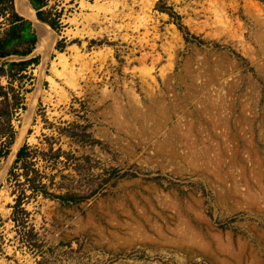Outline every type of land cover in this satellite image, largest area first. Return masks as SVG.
Returning a JSON list of instances; mask_svg holds the SVG:
<instances>
[{"label":"rangeland","instance_id":"1","mask_svg":"<svg viewBox=\"0 0 264 264\" xmlns=\"http://www.w3.org/2000/svg\"><path fill=\"white\" fill-rule=\"evenodd\" d=\"M157 3L47 0L59 26L45 59L35 46L24 75L0 76L19 101L0 158V264L39 259L10 219L20 135L15 151L49 142L76 156L38 161L53 191H95L24 203L54 264H264V1L163 0L179 18Z\"/></svg>","mask_w":264,"mask_h":264},{"label":"trees","instance_id":"2","mask_svg":"<svg viewBox=\"0 0 264 264\" xmlns=\"http://www.w3.org/2000/svg\"><path fill=\"white\" fill-rule=\"evenodd\" d=\"M28 2L34 9L38 21H42L41 23L50 29L58 28V16H50V11L45 9L47 0H28ZM156 7L167 12L171 18H179V15L165 5L163 0H158ZM0 20V58L20 57V60H5L0 65V76L5 75L12 79L18 74V77L24 75L20 74L22 70L31 63L36 64L38 62V56L21 59L32 53L37 37L31 21L26 18L20 6V0H0ZM176 26L182 32L185 40L203 42L197 36L190 34L181 22L176 21ZM64 45L63 40H59L56 42L55 48L61 51ZM9 89L13 91L12 87ZM10 91L0 84V158L9 152V146L14 138L11 119L14 109L19 106V101L10 102ZM13 96L15 97L14 94ZM46 139L52 140V137H46ZM91 141L97 142L96 139H91ZM60 154L66 155V158L76 159V156L70 151L64 152L60 147L54 150L52 143L49 142L46 150L24 143L16 151L15 158L7 171V182L10 183L11 195L14 196L13 203L9 204L11 208L10 219L14 223L18 242L34 256H39V259L36 258L35 260L36 264H54L53 260L49 259V254L55 250V247L47 245L34 230L24 203L30 197L40 194L43 197L59 200L61 203L71 204L80 202L95 193L93 190L84 195L68 188L61 192L52 190V187L60 188L61 186L54 182V174L45 173L37 164L38 161L42 160L44 166L54 167L61 161ZM87 158L88 156L84 157V159ZM79 165L80 162H72V167L78 172ZM129 174L134 175L128 172L121 173L120 169L115 167L111 168L110 171V176L116 178ZM159 178V176L154 177V179ZM26 189H29L30 192L27 193Z\"/></svg>","mask_w":264,"mask_h":264},{"label":"bare ground","instance_id":"3","mask_svg":"<svg viewBox=\"0 0 264 264\" xmlns=\"http://www.w3.org/2000/svg\"><path fill=\"white\" fill-rule=\"evenodd\" d=\"M24 11L26 12L27 17L30 18V20L32 21V26L34 28V31L36 33V37H37V41H36V48H38V50H42L43 51V60L46 57V52L47 49L51 47L52 42H53V33L51 32L50 29H48V27H46L44 24H42L40 21H38V19L36 18L34 9L32 8V6L29 4V2L27 0H20ZM46 50V51H45ZM38 94V92H35L32 94L30 101H29V106L32 108L35 104V99H36V95ZM21 135L15 140V143L13 144V152L15 151V149L18 147L19 141H20ZM11 153V155H13L14 153ZM12 157V156H10ZM4 168V167H3Z\"/></svg>","mask_w":264,"mask_h":264},{"label":"crops","instance_id":"4","mask_svg":"<svg viewBox=\"0 0 264 264\" xmlns=\"http://www.w3.org/2000/svg\"><path fill=\"white\" fill-rule=\"evenodd\" d=\"M28 1V0H27ZM30 4V3H29ZM20 6H21V8L23 9V6H22V4H21V2H20ZM23 11H24V9H23ZM24 13H25V16H26V18L27 19H29L30 20V18L29 17H27V15H26V12L24 11ZM37 18V17H36ZM31 21V20H30ZM31 24H32V21H31ZM49 29V28H48Z\"/></svg>","mask_w":264,"mask_h":264},{"label":"water","instance_id":"5","mask_svg":"<svg viewBox=\"0 0 264 264\" xmlns=\"http://www.w3.org/2000/svg\"><path fill=\"white\" fill-rule=\"evenodd\" d=\"M41 22H42V21H41ZM15 152H16V151H15ZM15 152H14V155H15ZM14 155H13V156H14ZM10 161H11V159H10ZM10 161H9V162H10Z\"/></svg>","mask_w":264,"mask_h":264}]
</instances>
